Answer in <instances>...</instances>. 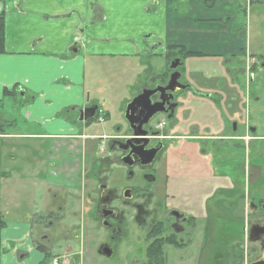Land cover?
<instances>
[{
    "label": "flooded vegetation",
    "instance_id": "af4514ba",
    "mask_svg": "<svg viewBox=\"0 0 264 264\" xmlns=\"http://www.w3.org/2000/svg\"><path fill=\"white\" fill-rule=\"evenodd\" d=\"M233 1L244 2L239 12L246 15L249 7V13L255 10V17L264 19V0H230L234 8ZM231 11L219 10V18L212 15L208 23L236 21L237 11ZM235 21L227 34L216 37V46L201 44L215 52L186 46L170 52L168 45L162 54L172 57L164 72L126 78L135 80L133 99L149 93L143 106L160 108L141 125L144 136L125 119L123 128L85 135L79 125L108 118L98 105L100 93L84 90L85 81L80 95L53 113L52 118L61 113L68 122L59 134L46 135L48 140H63L59 148L70 152L80 147L86 161L81 175H75L78 168L67 170L72 179L66 188L58 183L56 193L63 195L54 194V215L69 190L84 191L102 257L116 264H140L139 254L145 257L142 264H185L189 258L193 264H264V37L251 52L246 27ZM159 45L153 40L142 54H154ZM195 60L202 61L201 68L191 64ZM209 63L216 72H201ZM135 113L139 117V107ZM70 139L84 142L68 147ZM49 167L62 179L60 171L68 165L49 162ZM57 221L50 219L46 229Z\"/></svg>",
    "mask_w": 264,
    "mask_h": 264
},
{
    "label": "crops",
    "instance_id": "0c3cea01",
    "mask_svg": "<svg viewBox=\"0 0 264 264\" xmlns=\"http://www.w3.org/2000/svg\"><path fill=\"white\" fill-rule=\"evenodd\" d=\"M176 1L140 0L142 6H159L147 19H157L160 23L163 21V24L146 28L142 25L133 31V38H136V43L133 44V59L153 58L155 53L142 54V50L147 49V45H151L153 40L160 42L158 49L176 45L207 53L215 52L207 48H213L220 43L216 37L221 33L227 34L235 21L232 19L228 24L208 23V18L212 15L217 18L216 8L205 7V0H180L185 3L187 1L189 5L187 18L186 12L173 11L172 4ZM132 2L133 0L129 3ZM108 9L105 0H0L5 50V53L0 55V101L3 97L9 98L3 93L5 88L16 91V88L20 87L22 94L32 93L27 107L33 106L36 112L38 106L45 108L49 114L46 121L50 125L58 122L59 126H53L66 128L68 120L61 113L53 122L49 118L58 109L66 108L71 99L78 97L82 92L80 82L84 81L87 59L103 51L97 44L101 40L99 20L103 19L104 12ZM206 21L208 28L202 29ZM85 23L86 27L88 24L87 29L84 27ZM146 33L148 35H145ZM201 44L207 45V48L201 47ZM225 49L226 46L222 51ZM72 62L76 66L70 69L71 74L68 75L71 78L68 83L69 93L65 97L55 95V91L62 93L67 89L64 88L65 80L62 76L56 77L58 72L53 70V67L61 63L68 69V63ZM65 71L69 73V70ZM51 94L55 95L53 101ZM2 116L1 114L0 120L4 123L5 132L0 134V264H50L51 258L57 254L47 250L44 241L42 242L47 236L41 233L42 229L50 227V219H38L37 216L55 213L58 208L55 209L54 205L49 204L43 211L32 209L35 205V187L38 180L35 179V173L22 172L20 158L15 152L23 151L22 146L10 140L22 139L25 136L31 140H40L41 137L35 133H20L15 123ZM49 130L51 132L46 135L59 134L53 132L52 127ZM29 163H34V160L30 159ZM33 172H36L35 167ZM60 173L62 179L49 172L54 180H48L46 176V182L41 180V183L46 185L44 189L48 191L51 200L58 183L64 184L72 179L67 167ZM36 243L46 248L48 258L36 248ZM66 263L68 264L67 260L61 264Z\"/></svg>",
    "mask_w": 264,
    "mask_h": 264
},
{
    "label": "rangeland",
    "instance_id": "374dc122",
    "mask_svg": "<svg viewBox=\"0 0 264 264\" xmlns=\"http://www.w3.org/2000/svg\"><path fill=\"white\" fill-rule=\"evenodd\" d=\"M105 1L109 9L104 12L103 19L99 20L101 40L97 42L103 51H100L101 54L87 59L83 79L85 84L83 88L84 90L100 93L101 100L98 102V105L102 110L108 112V118L106 117L107 119L102 122L93 121L89 126L79 125V127L84 130L85 135L106 134L111 126L115 125L123 128L125 125V118H123L125 113L124 108H126L125 102L129 99L132 100L134 97L133 93H135V87L133 86L132 88L131 86L134 85L135 80L133 79L132 84L128 82L126 78H132V76L138 79L153 78L154 75L164 72L166 70V63L169 62V60H166L163 56L162 49L154 51L155 55L153 58H142L141 60L133 59V44L136 43V38H133V31L138 30L142 25L144 28L151 25H162L163 21L160 23L157 19H147V17L159 6H142L140 0H133L132 3H129L131 0ZM205 2L209 7L216 8V12L222 9L223 13L226 15H230L231 10L235 9L237 11L235 26L241 28L246 27L248 33L246 49L250 48L251 52L253 49L256 50L258 45L257 41L261 36L264 37V19H257V17H255V10H253V13H249L248 7V12L245 15V13L238 11L239 6L244 8V2L239 3L238 1H233L234 8L227 0H222V2L206 0ZM172 5L173 11L179 10V12L182 13L184 12V8L186 15L189 14V5L187 1L185 3L184 1L177 0ZM250 8H253V6ZM144 19L147 20L144 21ZM203 26L206 27L207 22H204ZM147 33L145 35H148ZM120 49L121 51H119ZM156 64H161L162 69H156ZM191 64L201 68L202 61L195 60ZM68 65L70 66L68 69L65 66L63 67L61 63L53 67V70L58 72L56 77L62 76V79L65 80L66 85L64 88L67 89L62 93L52 90L55 91V95L65 97L69 93L68 83L69 80H71L69 77L71 74L70 69L76 66V64L72 62L68 63ZM65 70H69V73L67 74ZM201 72L215 73L216 69L209 63L205 70L201 69ZM191 73L193 74V72ZM195 74H197V72H195ZM53 79H55V77H53ZM31 95V92H26V95H24L20 87L16 88V91L10 95L11 97H3L0 101V115L2 114V117H5L7 121L15 123L20 133H35L41 137L40 140H31L27 136L22 137V139L14 138L10 140L18 143V146H22L23 151H15L18 158H20L22 172L35 173V179L38 180V185L35 187V205L32 209L43 211L49 204L51 206L54 205L56 209L58 205L57 199L53 198L52 204L51 198L48 197V191L44 189L46 185L41 183V180L46 182V178L48 180H54V177L49 174V172L52 173L49 162L54 163L56 166H60V163H66L69 168H67L68 172H73L75 168H78L75 175L77 173L81 175L82 169L85 170V156L80 147H77V149L74 147V152H70L68 148L65 150L59 148L63 144V140H56V142L50 139L48 140L46 133L51 132V130H49L51 127L53 132L57 133L63 126L54 127L59 126L58 122H54V126L44 122L45 118L49 115L45 108L38 106V111L36 112L33 106L27 107L29 99L32 98ZM41 95H44V93H41ZM51 95L52 100L55 95ZM69 104L67 106H69ZM21 108H23V110ZM104 111H102L100 115L103 114ZM55 118L56 117L52 118L51 116L49 119L53 120ZM9 132L13 131L9 130ZM50 142L52 147L49 151ZM82 142L84 141L75 139L65 141L68 147L74 146L75 143L80 146ZM86 142L89 141L87 140ZM92 144L93 146L96 145L95 142H92ZM92 150L94 151L93 148ZM30 159H33L34 163L30 164ZM33 167L36 168V172H33ZM67 184H69V181L61 186L66 188ZM57 187L59 188L60 186L57 185ZM69 191V194L65 195V198H63L62 209L58 214V224L53 228H44L41 230V233L47 236L45 240H42V242L44 241V245L48 248L47 250L52 254L67 257L68 264H116L113 259L104 258L97 251L98 240L94 237V233H92V229L88 223L89 215H87L88 212L85 211V209H87L89 205L85 199L84 191ZM62 195L61 191L58 190L56 196L60 198ZM213 211V213L217 215L216 210ZM55 213L57 214L56 211ZM203 213L204 212H202V214ZM199 223H202L201 219H199L198 225ZM35 236H37L36 233ZM76 255L77 257H75ZM144 258L145 257L141 254L138 255V259L141 261L140 264H142ZM185 264H193V259L189 258Z\"/></svg>",
    "mask_w": 264,
    "mask_h": 264
},
{
    "label": "water",
    "instance_id": "95a60500",
    "mask_svg": "<svg viewBox=\"0 0 264 264\" xmlns=\"http://www.w3.org/2000/svg\"><path fill=\"white\" fill-rule=\"evenodd\" d=\"M176 63L172 64V67H175ZM168 88V87H167ZM167 88H162L166 90ZM161 89V90H162ZM149 93H144L139 97H135L132 99L125 108L124 118L129 123L130 128L133 130V125L137 124L136 130H134L135 134L138 136H144L146 133L140 129L141 125L145 123L154 113H156L160 108L157 105H151L149 107H144L142 101L148 98ZM139 107V117L136 115V108ZM151 157V155H150Z\"/></svg>",
    "mask_w": 264,
    "mask_h": 264
},
{
    "label": "trees",
    "instance_id": "16d2710c",
    "mask_svg": "<svg viewBox=\"0 0 264 264\" xmlns=\"http://www.w3.org/2000/svg\"><path fill=\"white\" fill-rule=\"evenodd\" d=\"M205 1H204V5H206L208 8H211V7H209V5ZM177 48H178V46H176V45H171L169 47L170 52L172 50H174V49H177ZM3 53H5V50H4V20H3L2 14L0 13V55L3 54ZM171 57H172V54H170V53L166 55V59L167 60H169ZM14 92H15L14 89L8 90L6 88L3 91V93H4L5 96H10ZM107 115L108 114H105L104 116L107 117ZM4 132H5L4 131V123H2L1 120H0V134H3ZM37 218L38 219H43V220L51 219L53 221L58 220V216L57 215H54V212H52V213H46L45 216L38 215ZM36 248L38 250L42 251L47 258L49 257L48 251L46 250V248L44 246L39 245V244L36 243ZM149 250L150 249L147 250L148 253H149Z\"/></svg>",
    "mask_w": 264,
    "mask_h": 264
},
{
    "label": "built area",
    "instance_id": "2783aa9c",
    "mask_svg": "<svg viewBox=\"0 0 264 264\" xmlns=\"http://www.w3.org/2000/svg\"><path fill=\"white\" fill-rule=\"evenodd\" d=\"M51 264H60L59 258H53Z\"/></svg>",
    "mask_w": 264,
    "mask_h": 264
}]
</instances>
